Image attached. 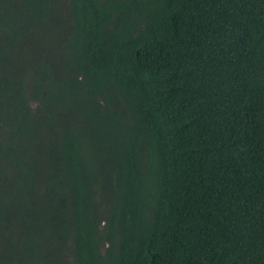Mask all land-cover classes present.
I'll use <instances>...</instances> for the list:
<instances>
[{
    "label": "trees",
    "instance_id": "obj_1",
    "mask_svg": "<svg viewBox=\"0 0 264 264\" xmlns=\"http://www.w3.org/2000/svg\"><path fill=\"white\" fill-rule=\"evenodd\" d=\"M0 264H264V0H0Z\"/></svg>",
    "mask_w": 264,
    "mask_h": 264
}]
</instances>
